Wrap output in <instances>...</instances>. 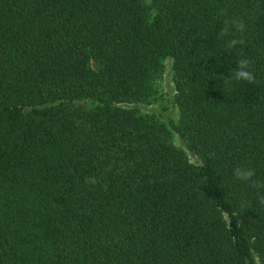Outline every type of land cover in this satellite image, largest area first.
I'll list each match as a JSON object with an SVG mask.
<instances>
[{
	"label": "trees",
	"instance_id": "16d2710c",
	"mask_svg": "<svg viewBox=\"0 0 264 264\" xmlns=\"http://www.w3.org/2000/svg\"><path fill=\"white\" fill-rule=\"evenodd\" d=\"M0 264H264V0H0Z\"/></svg>",
	"mask_w": 264,
	"mask_h": 264
},
{
	"label": "rangeland",
	"instance_id": "374dc122",
	"mask_svg": "<svg viewBox=\"0 0 264 264\" xmlns=\"http://www.w3.org/2000/svg\"><path fill=\"white\" fill-rule=\"evenodd\" d=\"M148 4L152 0H145ZM136 106L138 112L149 118H154L162 122H169L180 118V105L178 101V91L175 78L174 60L172 58L163 59V70L155 80L150 99L145 103L128 104ZM170 140L179 150L183 151L189 162L200 165L199 157L190 151L185 141L174 131L170 133Z\"/></svg>",
	"mask_w": 264,
	"mask_h": 264
},
{
	"label": "clouds",
	"instance_id": "9594fccd",
	"mask_svg": "<svg viewBox=\"0 0 264 264\" xmlns=\"http://www.w3.org/2000/svg\"><path fill=\"white\" fill-rule=\"evenodd\" d=\"M240 29L242 30L243 29V25H239ZM226 31V30H225ZM236 44V41L233 40L231 41V43L229 44V47L233 46ZM248 61L247 60H242V61H239L238 62V68L237 70L234 72L233 74V79H236V80H247L248 82H252L254 80V75L252 74V72L246 70L247 67H248ZM236 175L237 176H240L241 175V172L240 170H237L236 172ZM243 175L245 177H250L253 175V173L251 171H248V172H244ZM86 182H89V183H96V180L95 178H86Z\"/></svg>",
	"mask_w": 264,
	"mask_h": 264
}]
</instances>
